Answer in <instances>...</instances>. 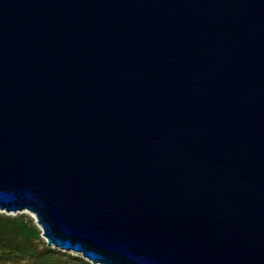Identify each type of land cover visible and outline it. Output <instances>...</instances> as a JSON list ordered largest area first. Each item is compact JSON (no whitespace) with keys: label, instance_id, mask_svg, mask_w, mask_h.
Returning <instances> with one entry per match:
<instances>
[{"label":"water","instance_id":"1","mask_svg":"<svg viewBox=\"0 0 264 264\" xmlns=\"http://www.w3.org/2000/svg\"><path fill=\"white\" fill-rule=\"evenodd\" d=\"M0 211L91 264H264V0H0Z\"/></svg>","mask_w":264,"mask_h":264},{"label":"trees","instance_id":"2","mask_svg":"<svg viewBox=\"0 0 264 264\" xmlns=\"http://www.w3.org/2000/svg\"><path fill=\"white\" fill-rule=\"evenodd\" d=\"M0 264H91L46 245L41 230L26 213L0 212Z\"/></svg>","mask_w":264,"mask_h":264},{"label":"rangeland","instance_id":"3","mask_svg":"<svg viewBox=\"0 0 264 264\" xmlns=\"http://www.w3.org/2000/svg\"><path fill=\"white\" fill-rule=\"evenodd\" d=\"M0 212H3V211H0ZM4 213V212H3ZM22 213H26V214H28L29 216H31L28 212H22ZM11 215H14V214H11ZM32 217V216H31ZM33 218V217H32ZM33 220H34V218H33ZM43 240L45 241V243H46V240L43 238ZM51 247H53V246H51ZM53 248H55V247H53ZM57 249H59V248H57ZM59 250H61V249H59ZM63 251V250H62ZM67 252H69V253H71V254H74V255H80V254H77V253H73V252H70V251H67Z\"/></svg>","mask_w":264,"mask_h":264}]
</instances>
